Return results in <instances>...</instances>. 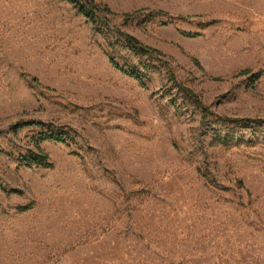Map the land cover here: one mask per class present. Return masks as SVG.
Segmentation results:
<instances>
[{
	"label": "rangeland",
	"instance_id": "rangeland-1",
	"mask_svg": "<svg viewBox=\"0 0 264 264\" xmlns=\"http://www.w3.org/2000/svg\"><path fill=\"white\" fill-rule=\"evenodd\" d=\"M96 1L0 0V264H264V0Z\"/></svg>",
	"mask_w": 264,
	"mask_h": 264
},
{
	"label": "trees",
	"instance_id": "trees-1",
	"mask_svg": "<svg viewBox=\"0 0 264 264\" xmlns=\"http://www.w3.org/2000/svg\"><path fill=\"white\" fill-rule=\"evenodd\" d=\"M71 3H73L79 10V12L88 19L92 23L93 28L96 30H101V25L105 24L106 20L108 19V15H114L115 12L106 4L98 3L96 0H67ZM140 10H135L133 12H127L125 13V18L128 19L130 17L135 16L137 13H139ZM162 12V11H160ZM118 32L124 37L126 45L128 48L137 55H151L162 62L166 64V66L169 68L170 63L168 60L164 59L165 54L154 47H151L147 44H144L142 41L139 40L135 35L130 34L128 32H123L118 30ZM110 61L116 68L120 69L125 74L134 77L135 79L142 82V75L141 73L134 68H124L121 67L117 62H115L113 57H110ZM242 73H249V70H243ZM262 74V71H259L254 75L255 79L260 78ZM171 77L174 78V74L171 73ZM36 80V79H34ZM187 91L192 95L195 104L202 110L204 115L211 114L212 112L210 109L205 106L200 98L190 89L187 88ZM235 120V119H234ZM45 140H56L60 142H64L65 139L63 136L51 132H42L38 136V138L35 139L34 144L36 147V150H31L29 154H25L20 156V161L24 164H27V166H43V167H52V163L49 161L48 154L40 147V143ZM29 206H21V210H27Z\"/></svg>",
	"mask_w": 264,
	"mask_h": 264
}]
</instances>
